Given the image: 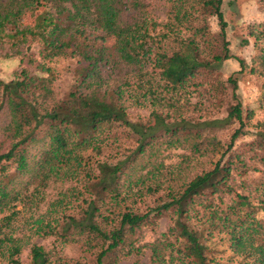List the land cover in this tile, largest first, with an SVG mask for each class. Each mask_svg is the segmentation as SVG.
Instances as JSON below:
<instances>
[{"label":"trees","instance_id":"1","mask_svg":"<svg viewBox=\"0 0 264 264\" xmlns=\"http://www.w3.org/2000/svg\"><path fill=\"white\" fill-rule=\"evenodd\" d=\"M162 1L165 18L157 21L150 0H0V45L37 43L41 60L31 59V72L0 79V109L8 115L0 151L1 263L21 264L13 225L39 209L50 183H60L68 189L32 225L35 236L53 239L52 248L32 245L29 264H72L62 251L67 246L92 264L130 257L141 264L147 250L151 264H214L215 236L238 264H264V221L257 216L264 187L247 192L244 182L248 172L264 169V110L256 140L237 150L245 126L237 83L219 74L234 58L224 0ZM248 36L255 54L250 66L234 58L238 73L248 68L264 78V22L250 24ZM85 42L101 45L84 50ZM55 58L80 65L62 98L46 64ZM111 59L133 68L131 102L152 108V124L130 120L122 94L102 90L101 70ZM227 84L235 102L220 118ZM235 124L226 142L217 136ZM121 128L132 147L122 143ZM175 150L178 161L168 163ZM154 197L155 205L142 210L139 204ZM163 217L167 229L157 233ZM148 231L157 237L141 244Z\"/></svg>","mask_w":264,"mask_h":264},{"label":"rangeland","instance_id":"2","mask_svg":"<svg viewBox=\"0 0 264 264\" xmlns=\"http://www.w3.org/2000/svg\"><path fill=\"white\" fill-rule=\"evenodd\" d=\"M208 1V0H206ZM151 14L157 20H164L165 8L162 0H150ZM225 20L227 21V40L229 42L230 55L234 58L243 59L248 66H250V60L255 54L254 40L248 36V26L253 23L264 22V11L262 4L259 0H224L222 7ZM34 14H29L25 17L24 25H30L33 21ZM213 32H217L215 20L210 22ZM112 41H107L105 45H110ZM101 45V42H85L82 46L84 50L90 46ZM39 46L37 43L21 46H13L12 43H6L0 45V79L3 81H10L15 74H18L22 70L32 71L34 65L31 64V59L36 62H40L38 58ZM231 58L223 61L219 74L222 80L226 81L228 78L236 79L237 90L236 95L238 101L242 106L243 119L245 126L243 128L244 135L236 142L235 148L239 150L243 148L247 143L256 140V132L258 128L256 125L263 120V96H264V78L252 75L249 73V69L239 72L240 66L236 59ZM20 59L23 61L21 62ZM46 64L53 69L54 83L53 89L55 94L62 98L65 97L75 86L77 78V71L79 70V62L76 58H55ZM101 76L103 78L102 90L112 93L117 91L122 94L123 99L127 102V110L129 112V118L132 121L141 120L145 124H152L153 122V110L151 107L137 108L135 107L130 98L133 90V68L128 65L122 64L115 60L102 67ZM227 96L225 98L223 107L216 116L222 118L226 115L227 107L233 104L235 101L232 98L233 87L227 84ZM250 114L249 120L246 117ZM8 123V115L4 107L0 109V151L3 150L2 141V129ZM238 128V124L231 126L230 129L216 133L217 136L224 142L227 141L230 131ZM118 134L122 143L125 146H133L132 139H128V130L121 128L118 130ZM248 149V147L244 148ZM108 154V151L105 150ZM181 151H171L168 163L177 162ZM259 168L260 165H258ZM239 181V180H238ZM244 182H247V189L250 192H254L256 188L264 187V169L260 172H248L244 176ZM69 185H62L60 183H50L43 195V202L40 204L39 209L33 213L24 212L19 216L18 220L14 223V237L20 239L21 254L19 260L21 264H29V251L32 245L43 246L46 249L52 248V238L42 239L33 234L32 225L34 220L43 215L46 212L49 204L55 202L62 193H65ZM252 190V191H251ZM155 200V202H154ZM157 200L154 198H147L144 203H140L142 210H145L147 206H153ZM258 218L264 221V211H258ZM2 216L0 215V218ZM28 222V223H27ZM169 221L166 217L160 219L157 227L158 232H165ZM154 232H146L141 244L146 242H153L157 237ZM211 247L210 255L214 259V264H238L240 259L234 256L228 248V243L221 237L215 236L209 243ZM63 254L69 260L83 264H92V260L87 255H84L80 249L76 246H67L62 249ZM150 254L147 250L140 259L141 264H151ZM0 264H6L1 263ZM119 264H134L132 257L127 258Z\"/></svg>","mask_w":264,"mask_h":264}]
</instances>
